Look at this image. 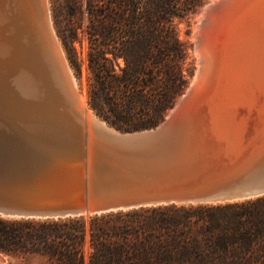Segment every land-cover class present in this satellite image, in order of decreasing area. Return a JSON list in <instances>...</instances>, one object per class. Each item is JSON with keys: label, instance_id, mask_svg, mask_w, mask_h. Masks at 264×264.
<instances>
[{"label": "trees", "instance_id": "16d2710c", "mask_svg": "<svg viewBox=\"0 0 264 264\" xmlns=\"http://www.w3.org/2000/svg\"><path fill=\"white\" fill-rule=\"evenodd\" d=\"M83 1V4H82ZM204 0H64L58 30L87 40L88 103L122 131L156 126L191 69L178 23ZM0 253L47 264H264V194L64 218L0 216Z\"/></svg>", "mask_w": 264, "mask_h": 264}, {"label": "water", "instance_id": "95a60500", "mask_svg": "<svg viewBox=\"0 0 264 264\" xmlns=\"http://www.w3.org/2000/svg\"><path fill=\"white\" fill-rule=\"evenodd\" d=\"M215 6L201 9L200 17L207 15L201 25ZM32 23L47 93L63 125L20 138L23 151L0 155V216H89L264 194V157L246 164L249 156L242 149L223 148L219 154L229 164L207 163L211 137L204 127L214 118L182 110L192 84L156 126L120 131L94 112L86 117L80 108L73 74L41 0H32Z\"/></svg>", "mask_w": 264, "mask_h": 264}, {"label": "bare ground", "instance_id": "6f19581e", "mask_svg": "<svg viewBox=\"0 0 264 264\" xmlns=\"http://www.w3.org/2000/svg\"><path fill=\"white\" fill-rule=\"evenodd\" d=\"M41 2L55 32L48 0ZM210 4L214 10L204 25L207 15L199 16L193 32L198 67L182 110L214 118L204 127L208 152L242 149L245 156L252 149L249 157L258 161L264 157V0ZM36 53L32 0H0V155L22 150L20 138L63 125ZM73 79L80 108L94 115L85 85Z\"/></svg>", "mask_w": 264, "mask_h": 264}, {"label": "rangeland", "instance_id": "374dc122", "mask_svg": "<svg viewBox=\"0 0 264 264\" xmlns=\"http://www.w3.org/2000/svg\"><path fill=\"white\" fill-rule=\"evenodd\" d=\"M211 0H204V3L201 7H199L195 12L191 13L188 18L180 21L178 23V33L179 37L182 41H185L188 45V58H187V63H189L187 66L191 69V73L188 77V84L185 88L191 84V81L193 77L195 76V72L197 71L198 67V55L195 50L196 47V42L195 38L193 35L194 30L197 28V25L199 23V16H200V11L201 9L209 4ZM49 8H50V15H51V20H52V25L54 27L55 33L58 37V40L61 44L63 53L66 57V60L76 78V80L80 83L85 85L86 90H87V100H88V93H89V70L87 66V40L79 33L77 40H75L72 44L73 49L70 50L68 47H66L58 33V30L61 28L63 25L64 21V16H63V11H64V0H48ZM83 4V1H82ZM184 90V92H185ZM184 92L179 96L181 97ZM178 97V98H179ZM177 98V99H178ZM177 101V100H176ZM175 101V102H176ZM88 107L92 112L94 110L90 107L88 101H87ZM197 111V110H196ZM197 115L200 116H210L209 114L205 112H196ZM95 113V112H94ZM101 119V118H100ZM103 120V119H102ZM105 121V120H104ZM106 122V121H105ZM107 123V122H106ZM108 124V123H107ZM111 126L110 124H108ZM115 128L114 126H111ZM117 129V128H115ZM119 130V129H118ZM122 131V130H120ZM255 149V148H254ZM252 149L246 152V156H250L252 154ZM257 151V150H256ZM221 154L217 153H212L208 154L205 158L208 160L207 163L210 165H214V167H219V166H224L229 164V160L226 159L224 156H220ZM244 157V156H243ZM245 159V157H244ZM256 159L253 158V155L251 157H248L246 160V164H250ZM242 162L244 164V161L239 160V162ZM241 164V165H242ZM0 264H47L46 259L40 255H30L26 258L23 257H17V256H11V255H6L3 253H0Z\"/></svg>", "mask_w": 264, "mask_h": 264}]
</instances>
